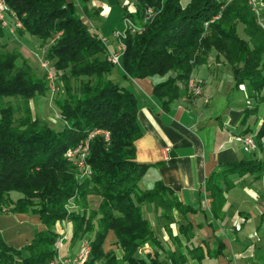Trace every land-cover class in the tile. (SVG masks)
<instances>
[{
	"label": "trees",
	"instance_id": "16d2710c",
	"mask_svg": "<svg viewBox=\"0 0 264 264\" xmlns=\"http://www.w3.org/2000/svg\"><path fill=\"white\" fill-rule=\"evenodd\" d=\"M90 1L5 0L22 23V32L44 47V59L60 87L52 98L60 125L36 117L30 107L37 98H49L45 75H37L25 61L19 63L17 51L0 52V214H37L45 226L22 250L6 246L0 236V264L49 263L56 255L52 227L60 221L71 222L72 242L87 241L83 264H185L184 250L200 261V249L183 247L176 237L164 247L145 217L144 208L151 207L167 227L174 211L184 217L192 209L160 181L147 189L139 186L149 165L135 160L134 143L141 136L138 101L111 79L117 68L86 23L97 15L88 7ZM129 1L135 12L128 15L123 9L121 20L129 17L138 30L127 31L120 41L125 79L167 76L153 86L152 94L168 111L176 100L191 96L186 84L192 72L214 53L229 67L234 87L243 85L256 103L245 109L241 123L256 113L264 91V28L247 1L232 0L222 11L221 0H190L185 6L180 0ZM149 8L153 14L144 20ZM3 36L0 27V39ZM94 131L107 132L108 137L96 134L89 141L86 162L91 174L80 178L64 154ZM262 134L264 126L256 138ZM262 169L264 163L249 160L212 172L204 189L212 199L214 217L231 186L227 177L258 176ZM88 196L101 198L96 211L87 210ZM109 232L123 252L119 261L113 252L103 251ZM178 234L189 242V223L179 224ZM144 245L150 250L141 255Z\"/></svg>",
	"mask_w": 264,
	"mask_h": 264
},
{
	"label": "crops",
	"instance_id": "0c3cea01",
	"mask_svg": "<svg viewBox=\"0 0 264 264\" xmlns=\"http://www.w3.org/2000/svg\"><path fill=\"white\" fill-rule=\"evenodd\" d=\"M112 2L91 0L88 7L98 12L86 23H93L101 36L110 37L109 45L118 51L111 35L122 27L114 18L121 19L123 8L112 6ZM257 16L264 28V2ZM8 24L12 26V19L8 18ZM11 51H17L19 63L25 61L34 71L35 63L38 64L35 55H44L41 41L22 31L10 34L4 29L0 52ZM226 66L211 53L206 63L196 67L190 77L199 81L202 98L181 97L168 111L163 110L152 94L153 86L167 76L128 80L123 77L121 69L114 70L111 76L114 82L131 91L138 101L136 119L141 136L134 143L135 160L149 165L139 183L144 187L140 188H150L154 182L160 181L182 205L192 209L184 217L174 211L173 221L165 227L159 211L144 208L145 217L164 247L170 246L176 237L183 247L200 249V261L184 250L185 264H264V169L258 176L246 173L227 177L231 186L223 194L224 204L217 218L211 212L212 199L204 189L207 177L223 167L249 160L264 163V134L256 138L264 126V91L256 113L247 116L242 124L245 109L254 108L256 103L247 97L245 88L234 87L230 69L227 66L228 74ZM34 102L30 103L33 113ZM48 122L56 123L53 117ZM245 129L255 141V149L247 153L234 140V137L242 136ZM100 202V197L88 196L87 210L96 211ZM187 223L193 238L185 243L184 237L178 234V226ZM43 231L45 226L37 214H0L1 239L15 250L25 248L36 233ZM52 232L57 235V240H62L58 253L61 257L72 258L88 248L85 239L72 242L71 222H56ZM149 250V246L144 245L139 254L145 255ZM217 250L216 256L210 255ZM103 251L113 252L118 261L122 258L123 252L116 245L112 232L104 240ZM22 256L27 257V253L23 251Z\"/></svg>",
	"mask_w": 264,
	"mask_h": 264
},
{
	"label": "built area",
	"instance_id": "2783aa9c",
	"mask_svg": "<svg viewBox=\"0 0 264 264\" xmlns=\"http://www.w3.org/2000/svg\"><path fill=\"white\" fill-rule=\"evenodd\" d=\"M190 0H188L189 2ZM232 0H221L222 4L220 7V11L223 10V8L230 3ZM247 3L252 7L254 12L258 14L259 7L262 5V0H245ZM187 2V3H188ZM123 9L126 11L128 15L134 14L135 12V6L134 3L127 0L125 1L123 5ZM153 14L152 9H147L145 11V18L144 20H148L151 15ZM219 15L212 18L210 22H213L214 20L218 19ZM8 18L12 19V26L8 24ZM124 23V29L123 31H115L111 35V39L115 41L118 45V51L113 50L111 48L110 39L101 36L97 31L93 30L92 27H88L91 31H93L94 35H96L101 43L107 48L108 54H109V60L110 62L117 68L121 69V56L123 52V45L121 44V39L125 37L126 32L134 33L138 29L137 27L132 23L131 19L129 17L123 18ZM0 27L3 29H6L10 34H14L18 30H23L22 23L17 19L14 12L9 8V6L6 4L5 0H0ZM52 42V41H50ZM35 58L38 61L39 68L43 70L45 73V82L48 88L49 92V100H52V98L60 91V87L55 83L53 75L50 70V63L44 59V55L41 57L35 55ZM186 88L188 93L194 97V98H202V88L200 86V83L196 79L190 78L189 81L186 84ZM239 88L241 90H244V86L240 85ZM204 103H207L206 99H203ZM56 120L60 119V116L56 114L55 116ZM96 134H102L105 139L108 137V133L104 131H94L89 133L84 139L80 140L79 143L74 147L66 150L64 156L68 162L71 163L76 169L77 174L80 178H88L91 174L89 165L86 162V158L88 156V148H89V141L93 138ZM234 140L242 145L244 152H251L255 149V141L252 136L250 135H242V136H236L234 137ZM73 205L71 204L69 209H72ZM62 240H57L54 244L55 249V257L47 264H83L84 261L87 258L88 255V248L82 249L78 255L72 258L68 257H61L58 255L59 249L61 247Z\"/></svg>",
	"mask_w": 264,
	"mask_h": 264
},
{
	"label": "rangeland",
	"instance_id": "374dc122",
	"mask_svg": "<svg viewBox=\"0 0 264 264\" xmlns=\"http://www.w3.org/2000/svg\"><path fill=\"white\" fill-rule=\"evenodd\" d=\"M125 1H127V0H113L112 6L117 7V5H118V7L121 9V8H123V5H124ZM180 2H181L182 6H185L187 4V1H184V0H180ZM77 9H78V14L81 15V11L79 10V8H77ZM91 12H93V9L91 10ZM115 19H118L117 23L120 25L119 27L122 26L119 31H123V29H124L123 21L120 19V17L119 18L118 17L114 18V20ZM87 26L88 27H92L93 30L96 31V29L94 28L93 23L92 24L88 23ZM109 38L110 37H108V39ZM39 53H40V51H39ZM34 66L36 68L35 72H36L37 75H45L43 70H41L39 68L37 62L35 63ZM226 68H227V73L229 74V69H228L227 66H226ZM46 98L47 97L37 98V99L34 100L36 102L33 101L34 103L32 104V108H33V111H34V115L36 117L42 119V120L47 121V122L49 121L50 117H53L54 121H56L55 124L59 126L60 125V121H59V119L56 120V118H55L56 113H55V109H54V106H53V102H52V100H47ZM13 103L15 105L16 102H13ZM48 123L51 124L50 122H48ZM51 125H54V124H51ZM140 187L141 188L144 187V184H141Z\"/></svg>",
	"mask_w": 264,
	"mask_h": 264
}]
</instances>
